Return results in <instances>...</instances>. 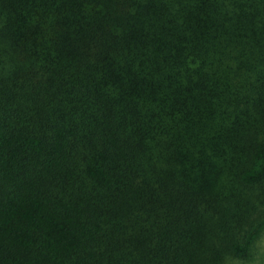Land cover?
Wrapping results in <instances>:
<instances>
[{"label":"trees","instance_id":"16d2710c","mask_svg":"<svg viewBox=\"0 0 264 264\" xmlns=\"http://www.w3.org/2000/svg\"><path fill=\"white\" fill-rule=\"evenodd\" d=\"M264 230V0H0V264H232Z\"/></svg>","mask_w":264,"mask_h":264},{"label":"rangeland","instance_id":"374dc122","mask_svg":"<svg viewBox=\"0 0 264 264\" xmlns=\"http://www.w3.org/2000/svg\"><path fill=\"white\" fill-rule=\"evenodd\" d=\"M242 262H233L232 264H264V230L253 243L250 256Z\"/></svg>","mask_w":264,"mask_h":264}]
</instances>
